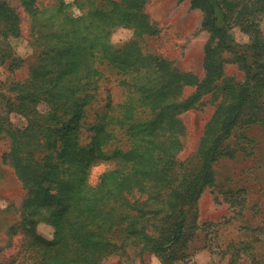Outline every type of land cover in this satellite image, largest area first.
Here are the masks:
<instances>
[{"label":"trees","instance_id":"obj_1","mask_svg":"<svg viewBox=\"0 0 264 264\" xmlns=\"http://www.w3.org/2000/svg\"><path fill=\"white\" fill-rule=\"evenodd\" d=\"M17 1L37 52L26 77L9 82L0 110V138L8 140L1 160L25 190L10 233L30 236L35 264H102L130 242L161 264H176L197 228L187 225L188 213L214 186V164L245 150L237 141L249 142L245 129L264 127V0H189L208 34L201 78L142 45L158 33L144 0ZM9 2L0 0V64L13 72L23 61L9 39L21 34V19ZM116 27L131 37L112 43ZM225 63H235L243 78L225 76ZM185 87L193 91L184 97ZM210 91L221 101L190 168L178 158L185 131L179 115ZM7 112L26 123L13 124ZM99 163L112 166L92 183L90 169ZM40 221L53 226L52 239L36 233Z\"/></svg>","mask_w":264,"mask_h":264},{"label":"rangeland","instance_id":"obj_2","mask_svg":"<svg viewBox=\"0 0 264 264\" xmlns=\"http://www.w3.org/2000/svg\"><path fill=\"white\" fill-rule=\"evenodd\" d=\"M44 3L50 0H42ZM66 3L72 0H64ZM18 12L21 34L9 39L15 55L22 59V65L10 72L8 64H0V110H5V100L10 95L7 86L10 81L26 77L27 70L36 56V48L29 42V16L17 0L9 2ZM68 11L76 14L79 10L71 6ZM144 12L157 27L158 33L145 37L141 43L150 51L172 61V64L198 77L203 76V45L207 32L201 28L202 13L191 8L189 0H144ZM264 33V17L259 21ZM132 35L130 29L116 27L110 41L120 44ZM235 37L245 42L247 37L235 29ZM224 75L236 80L243 78L242 71L235 63H225ZM193 87H185L182 96H187ZM221 101L218 91L204 93L196 107L179 115L185 127L181 136L182 149L178 158L193 168L197 161L194 152L205 122ZM43 104L38 109H43ZM10 121L22 126L25 118L15 112H7ZM248 143L239 136V145L245 150L238 151L234 158L217 161L214 186L205 187L188 213L187 225L196 222L197 228L188 231L183 244L182 258L176 264H264V127L250 126L245 129ZM8 149V140L0 138V264H35V249L30 245V236L18 229L11 234L9 228L19 222V209L25 197V190L16 178L10 164L1 160V154ZM111 163H99L91 167L89 181L95 182L99 173ZM240 190H242L240 192ZM195 218V220H194ZM36 233L46 239L53 238V226L40 221ZM187 233V232H186ZM34 254V255H33ZM102 264H161L151 252L141 251L140 245L128 243L125 253L114 254Z\"/></svg>","mask_w":264,"mask_h":264}]
</instances>
